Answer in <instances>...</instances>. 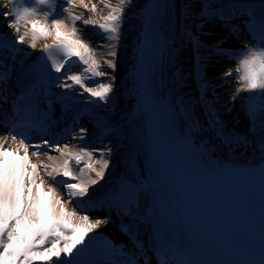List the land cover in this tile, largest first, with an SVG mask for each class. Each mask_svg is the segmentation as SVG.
<instances>
[{
    "label": "bare ground",
    "instance_id": "obj_1",
    "mask_svg": "<svg viewBox=\"0 0 264 264\" xmlns=\"http://www.w3.org/2000/svg\"><path fill=\"white\" fill-rule=\"evenodd\" d=\"M25 1L20 6L31 2ZM111 2L115 4L118 0ZM242 2L243 0L158 2L160 11L156 19L159 22L161 42L158 45L154 83L169 120L165 125L162 122L157 125L174 145L176 158L168 150L157 152V145L163 144V140L158 135H153L150 121L143 114L142 88L145 87L144 82L148 83L150 80L145 69L149 59L144 54L147 46L146 27L151 13L149 0H132L131 5L125 9L120 39L116 43V67L111 70L103 68L102 70L108 71V76L98 78L105 81L111 78V103H108L110 99L105 102L96 101L95 98L89 100L86 94L83 97L73 95L72 90L57 87L55 80L49 93L48 99L52 106L47 113L50 118L47 138L54 137L62 143H69L70 147L84 144L89 148H96L103 142L112 148L110 167L104 179L89 190L92 206L80 214L107 219L108 223L97 229L94 235H97L98 241H109L121 248H131L123 227L130 221L133 222L144 246L142 264H146L145 260L151 252H159L162 246L165 250L175 249L179 244V248H185V244L189 247L194 244L199 248L205 241L186 195L173 179L175 176L192 193L196 190L188 183L186 176L214 194L216 202L222 206L215 215L223 217L222 212H225L231 221L229 227L233 234L228 239L232 236L230 240L241 249H246L243 238L252 239L260 244V252L264 253V239L258 240L259 237H264V231L255 212V206L262 195L245 197L236 194L235 189L253 193V190H258V186L235 185L231 174L249 171L264 164L260 120L251 117L248 111L250 105L259 106L264 103V98L258 92H241L237 95L235 75L224 77L228 70L235 73L238 57L244 54L241 50L245 45L254 46L249 44L244 23L241 25L240 20L235 21L238 15L232 11ZM6 10L0 8V33H7L8 42L12 43L14 37L7 27L8 21L2 15ZM72 11L77 14L83 12L79 7ZM106 12L107 9L99 8L95 16L99 18ZM229 12L231 15H226ZM83 14L85 18L89 15ZM201 17L207 18L202 30L197 27L202 22ZM77 28L90 47L97 43L107 44L94 27H80V22H77ZM21 31H24L23 27ZM196 38L200 41L199 48L195 44ZM29 42L26 40L25 45H17L25 50L19 54L23 62L17 64L15 77L31 68L38 57L45 60L41 49L44 44L52 43V40L41 39L34 50L26 48ZM218 48L224 51H218ZM105 50L106 48L98 49L95 55L99 58L104 55ZM72 70L78 73L80 65H74ZM59 75L62 74L57 73L55 77ZM69 124L73 125L70 131L73 135L79 133L81 127L88 129L83 141L68 139L69 133H63ZM220 128L224 131L221 132ZM245 135L248 136L247 142L241 143ZM38 142L40 140L33 143ZM35 160L33 157V161ZM125 178L136 183L138 190L136 209L139 211L133 209L128 216L113 209L116 203L112 187ZM231 186V198L224 196L221 191L230 189ZM57 192L66 199L62 190L57 189ZM201 202L207 204L205 201ZM114 203L115 206L107 208ZM72 207L73 205H69L70 209ZM163 210H171L169 212L173 211L177 216L179 226L176 234L162 229L160 217ZM258 213L264 219V212Z\"/></svg>",
    "mask_w": 264,
    "mask_h": 264
},
{
    "label": "snow or ice",
    "instance_id": "obj_2",
    "mask_svg": "<svg viewBox=\"0 0 264 264\" xmlns=\"http://www.w3.org/2000/svg\"><path fill=\"white\" fill-rule=\"evenodd\" d=\"M131 3L132 0H118L115 4L111 0H31L20 6V0H0V8L7 9L2 15L14 37L9 43L8 34L0 33V103H7L5 90L11 92L16 66L23 62L19 54L25 49L17 45H25L29 40L26 48L34 50L41 39L52 40L41 49L46 61L43 74L37 83L15 97L10 117L0 123L6 129L0 132V264H142L144 246L133 222L123 227L131 248H121L109 241H98L94 235L108 223L107 219L80 214L92 206L89 190L104 179L112 148L103 142L96 148L84 144L70 147L69 143L44 138L48 136L50 118L46 112L40 113L33 102L37 88L44 93L50 91L49 78L53 72L62 74L54 78L60 89H70L73 95L82 97L86 94L89 100L110 99L111 78L107 81L98 78L108 76L103 68L116 67V43L125 9ZM77 7L83 10L82 14L72 11ZM99 8L107 12L96 18ZM232 11L243 17L242 23L259 31L261 41L258 48L246 44L235 73L228 70L224 77L235 75L237 95L258 92L264 98V0H243ZM83 13L89 14L87 18ZM206 19L201 17L202 22L197 25L201 30ZM77 22L80 27L97 29L107 44L90 47L78 32ZM195 44L200 47L198 38ZM105 48L104 55L98 58L96 50ZM77 64L78 73L72 70ZM248 111L251 117L260 120L264 147V103L250 105ZM31 128L41 130L40 142L33 143L28 131ZM87 134L88 129L81 127L75 135L69 132L68 139L83 141ZM247 139L245 135L240 142L246 143ZM57 189L64 192L66 199ZM136 199L137 190L124 184L115 194L114 202L131 215ZM69 205L73 207L70 209ZM161 252L165 256L162 264H172L163 246Z\"/></svg>",
    "mask_w": 264,
    "mask_h": 264
},
{
    "label": "rangeland",
    "instance_id": "obj_3",
    "mask_svg": "<svg viewBox=\"0 0 264 264\" xmlns=\"http://www.w3.org/2000/svg\"><path fill=\"white\" fill-rule=\"evenodd\" d=\"M206 96V95H205ZM112 102V100L110 99L109 101H108V103H111ZM215 117H217V114H215ZM226 128H229V127H227L226 126ZM246 128V126H244V129Z\"/></svg>",
    "mask_w": 264,
    "mask_h": 264
}]
</instances>
